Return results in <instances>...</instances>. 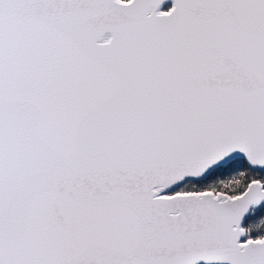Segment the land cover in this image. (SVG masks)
I'll return each mask as SVG.
<instances>
[{"label":"snow or ice","instance_id":"obj_1","mask_svg":"<svg viewBox=\"0 0 264 264\" xmlns=\"http://www.w3.org/2000/svg\"><path fill=\"white\" fill-rule=\"evenodd\" d=\"M0 264H264V0H0Z\"/></svg>","mask_w":264,"mask_h":264}]
</instances>
